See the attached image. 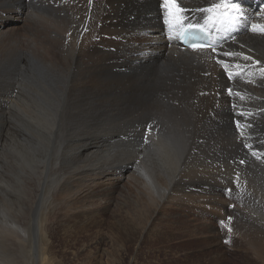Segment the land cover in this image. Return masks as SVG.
<instances>
[{
	"label": "rangeland",
	"instance_id": "1",
	"mask_svg": "<svg viewBox=\"0 0 264 264\" xmlns=\"http://www.w3.org/2000/svg\"><path fill=\"white\" fill-rule=\"evenodd\" d=\"M13 3L15 0H0V7L3 9L7 5L8 10L15 9ZM34 12L30 13L33 15ZM40 13H43L42 9ZM31 14L27 16L29 20ZM44 24L47 26L45 21ZM34 38L22 44L19 39L18 43L14 39L5 45L0 43V264H264V250H253L251 238H238L237 231L240 235L244 229L241 231L229 217L226 216V221L213 219L215 232L212 235L209 232L201 234L200 230L207 225L189 207L191 200L188 196L198 183L228 182L233 183L235 189L247 188L240 168L245 163H241L244 160L243 150L249 149L233 138L234 131L238 133L242 130L238 120L219 110L210 100L199 103V100L188 98L183 101L173 91L158 84L160 88L139 89L134 96L106 95L113 99L110 102L116 101L119 109L111 115L103 113L105 108L110 109V105L105 103V95L98 97L103 102V106H99L102 109L99 114L103 113V116L84 112L76 95L66 103L68 96L65 93L51 146L49 143L45 146L41 141L42 144L35 147L31 143L35 141L31 139L35 131L33 125L47 123L50 113L46 105H42V100L40 103L37 101L38 106L33 104L35 86H29V80L22 74V69L27 68V59L35 62L32 57H37L39 53L40 47H35L33 41L40 38ZM59 39L52 38L54 41ZM59 68L55 65L51 70L55 76H63ZM61 88L66 89L65 85ZM158 118L174 120L177 127L184 126L182 129L192 125L193 144H190L189 154H194L189 169H182L170 188L169 202L162 211L167 220L160 227L159 222L149 219L151 208L145 202L142 195L145 191L135 181L136 177L121 173L123 165L136 154L132 145L135 141L132 140L133 134L147 133L148 126L152 127ZM178 118H183L185 123ZM236 123H239V128ZM163 125L174 126V123ZM250 131L253 141L261 139L257 136L260 129ZM43 137H47V133ZM85 141L96 145L103 142L104 146L90 159H82L77 155L78 146L81 147ZM257 144L264 147V142ZM31 147L38 148L37 156L32 153ZM56 163H59L57 168ZM184 165L187 163L184 162ZM187 170L191 172L187 173ZM91 172L104 173L107 179L96 174L93 181L85 182L86 186L82 183L81 190L75 191L73 188L77 186L78 178L70 184L71 180L79 174L84 176ZM103 183L107 186L102 187ZM93 186L95 195L90 201H73L75 192ZM231 194H234L233 191L219 196L222 200L234 202ZM179 201L183 204L179 205ZM87 206L93 212L88 219L81 216L82 208ZM178 221L183 223L182 233L177 231ZM6 227L11 229L10 233ZM17 227L26 232L29 242H21L22 232ZM13 228L15 239L12 238ZM7 232L11 237L8 234L7 238Z\"/></svg>",
	"mask_w": 264,
	"mask_h": 264
},
{
	"label": "bare ground",
	"instance_id": "2",
	"mask_svg": "<svg viewBox=\"0 0 264 264\" xmlns=\"http://www.w3.org/2000/svg\"><path fill=\"white\" fill-rule=\"evenodd\" d=\"M218 2L219 0H180L183 6L191 10L188 13L189 21L200 23L204 22L205 14L197 9L208 8ZM161 3L162 0H91V2L90 0H15L12 5L16 8L13 9L10 6L13 10H8L7 5L3 9L0 7V14L3 13L0 17V43L5 45L12 39L18 43L19 39L22 44L30 38L32 40V37L35 39L34 36L40 38L38 41H33L35 47L37 45L40 47L39 53L36 54L37 57H32L35 62H31L30 58L27 59L28 65L27 68L23 66L25 69H22V74L26 80H29V86H35L33 91L30 89L35 94L33 104L38 106L42 100V105H46L50 115L47 116V123L40 122L33 125L35 131L33 135L31 134V139L35 141L31 143L36 147L40 146L42 141L43 145L46 146L49 143L51 146V137L57 125L58 111L65 93L68 96L66 103H69L70 98L76 95L83 111L97 116L100 114L103 116V113L111 115L119 111L116 101L110 102L112 98L106 95L129 94L134 96L139 89L145 91L147 88H160V86L167 87L166 89L173 91L174 94L184 99L183 101H187L188 98L199 100V103L203 100L205 102L210 100L219 110L226 111L242 124V130L238 133L234 131L233 138L249 149V151L243 150L244 160L242 161L245 163L244 166L240 165L247 188L235 189L232 186L233 183L228 182L198 183L194 185L188 196L191 200L189 207L192 213L207 225L206 228L203 227L200 230L201 234L209 232L212 235L215 232L212 220H225L227 216L231 218L232 223L234 221L235 225L241 228V231L244 229L240 235L237 231L236 236L251 238L253 250L263 252L264 147L257 143L264 142V72L261 71L264 69V34L259 31L253 32L252 26L256 25L258 29L264 28V0H232V3L237 4L241 9V14L233 26L222 25L220 27L218 31L229 29L230 34L228 41L215 53L211 50H186L176 43L175 36L170 38L168 28L164 23L165 13L160 7ZM41 9L43 13H40ZM33 11L36 12L32 15ZM29 14H31V20L27 17ZM229 15H234V13H229ZM55 30H59L60 33L58 34ZM55 37H60L59 41L52 40ZM226 52L239 55L226 56L224 55ZM244 56L252 59L245 60ZM218 59L228 65L227 71L222 64L216 62ZM255 61H260V63L257 64ZM55 65L60 66L63 76H55L52 73L51 70L55 68ZM236 65L240 67L237 68ZM229 72L232 73V79H229ZM62 85H65L66 89H62ZM229 88L233 92L231 96L228 95ZM100 96L107 98L105 103L110 105V109L105 108V111L99 114L102 110L99 106L103 104L98 98ZM212 116L215 117V115ZM182 119L178 118L179 121H184ZM157 120L154 124L152 123L153 133L140 132L131 136L132 140H135L132 145L136 154L132 160L123 165L121 173L123 175L133 174L136 177L135 181L145 191L142 192L146 199L145 202L149 209L151 208L149 219L159 222L160 227V224L167 220L162 215V211L165 209L164 205L169 202L170 188L181 170L189 169V165L194 160V154L193 156L189 154L190 144H193L192 125H186L187 129L186 127L182 129L183 124V127L179 128L174 120L170 121L168 118ZM167 122L174 123V126H164L163 124ZM252 129H257V131L260 129L257 136L261 139L252 140L250 131ZM46 133L47 137H43ZM145 137H147V143H145ZM98 145L87 144L85 141L81 147L78 146V157L90 159L103 148L104 143ZM30 149L32 153H36L38 148L31 147ZM184 162L187 163L186 166ZM55 167H59V163H56ZM94 171L96 172V169ZM95 172L75 176L70 182L71 184L78 178L77 186L74 184L76 187L73 189L81 190L80 185L83 183L82 186H86L85 182L95 179L96 174L107 179L106 174L100 172L95 174ZM189 172L191 171L187 173ZM101 186L107 185L103 183ZM93 188L94 186L83 187L82 191L75 192L72 196L73 201L89 200L95 195ZM231 191L234 193L230 195L235 200L234 202L220 198L219 195H228ZM178 204H183V201H179ZM92 214L89 206L82 208L83 218L88 219ZM177 225V231L182 233L183 223L179 222ZM187 229L190 231L191 228ZM17 230L22 232L20 233V237H23L21 242H29L26 232L19 227ZM195 230L198 231V229ZM7 231L10 233L11 229ZM12 231L13 238L15 237L14 228ZM9 233L7 232V238Z\"/></svg>",
	"mask_w": 264,
	"mask_h": 264
},
{
	"label": "snow or ice",
	"instance_id": "3",
	"mask_svg": "<svg viewBox=\"0 0 264 264\" xmlns=\"http://www.w3.org/2000/svg\"><path fill=\"white\" fill-rule=\"evenodd\" d=\"M91 2V0H90ZM160 7L164 10L165 19L164 23L168 28L170 38L180 37L182 39L195 38L197 33L209 34L212 29L219 30L223 25L225 27L233 26L238 19V16L241 14V9L235 3H232V0H219L218 3H213L208 8H199L197 11L205 14L204 22L201 24L199 22L192 23L189 21L188 13L191 11L180 3V0H162ZM229 13H234V15H229ZM252 31H259L261 34H264V28H259L256 25L252 26ZM193 49H205L210 48L212 52H217V49L211 44H191ZM226 56H236L238 53L226 52ZM245 60L252 59L251 57L244 56ZM218 64H222L225 71L228 70V65L223 63L221 60L216 61ZM259 64L260 61H255ZM237 68L240 65H236ZM264 72V69H261ZM229 79H232V73L229 72ZM228 95H232V89L229 88ZM239 128V123H237ZM147 131L150 133L152 131L151 125L148 126ZM145 143H147V137H145ZM243 163V161H241ZM231 219V218H230ZM227 242V241H226Z\"/></svg>",
	"mask_w": 264,
	"mask_h": 264
}]
</instances>
